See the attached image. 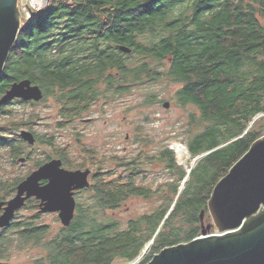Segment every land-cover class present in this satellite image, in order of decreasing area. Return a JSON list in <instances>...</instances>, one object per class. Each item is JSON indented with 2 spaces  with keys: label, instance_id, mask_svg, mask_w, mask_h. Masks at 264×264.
Returning <instances> with one entry per match:
<instances>
[{
  "label": "trees",
  "instance_id": "1",
  "mask_svg": "<svg viewBox=\"0 0 264 264\" xmlns=\"http://www.w3.org/2000/svg\"><path fill=\"white\" fill-rule=\"evenodd\" d=\"M30 15L0 75V98L13 83L30 79L70 121L101 98L167 78L180 86L176 104L195 108L181 142L192 158L208 154L188 172L167 145L157 155L126 161L125 173L112 171L108 180L95 175L83 189L86 202L77 198L69 227L53 232L38 214L17 215L0 231V260L29 247L42 251L33 264L133 262L153 240L146 264L164 248L200 236L202 211L204 223H212L207 206L215 186L264 136V0H49ZM121 45L132 52L119 51ZM14 101L2 106L0 118ZM14 129L0 122V157L6 150L14 164L32 161L25 148L33 146ZM137 138L146 147L151 142L143 130ZM44 140L38 137L56 147L53 138ZM60 157L76 168L67 150ZM145 159L167 163L177 178L158 190L162 203L152 213L124 226L109 212L132 196L155 193L139 183ZM44 162H35L34 170ZM27 175L0 178V202L11 199ZM37 204L32 198L23 210L35 211Z\"/></svg>",
  "mask_w": 264,
  "mask_h": 264
},
{
  "label": "rangeland",
  "instance_id": "2",
  "mask_svg": "<svg viewBox=\"0 0 264 264\" xmlns=\"http://www.w3.org/2000/svg\"><path fill=\"white\" fill-rule=\"evenodd\" d=\"M48 2L49 0H19L23 21L24 16L26 18L30 16L29 7L38 11L45 8ZM179 88L177 83L167 78L159 79L152 85L142 84L121 96L99 99L86 113L70 121L63 118L61 108L53 97H47L46 100L35 104H21L20 100L14 101L8 107L11 113L0 118L1 125L15 128V132L19 135L22 130L28 129L33 131L39 139H45L44 141L53 138L56 141V147L44 142H37L33 147H26L25 150L31 152L32 161L25 164L19 161L14 164L7 151L3 150L0 157V178L5 180L6 177L13 178L27 173L29 175L34 171L35 162L58 157L59 152L65 149L72 165L76 168L89 167L95 175L108 180L112 171L125 173L126 161L139 158L140 154L157 155L162 148L167 145L170 148L174 143L186 147L181 141L187 139L189 115L195 108L190 105L183 107L176 104L174 97ZM151 95H156L154 103L148 102ZM165 101L171 102L170 108L163 106ZM140 130L147 133L151 140L147 147L139 143L137 136ZM9 134L13 137L12 133ZM174 153L178 165L186 169L194 168L202 158H192L188 152V156L185 157L186 162L182 164L175 151ZM143 162L144 174L140 176L139 183L145 188H151L155 193L151 197L132 196L122 208L109 212L124 226L130 220L152 213L162 203L158 190L175 182L177 178L176 171L168 169V164L163 161L149 162L145 159ZM82 193L77 198L85 203L87 195ZM37 214L41 216L40 223L49 225L53 232H57L63 226L58 214H40L38 209L35 211L24 209L17 215L32 217ZM147 244L144 249L146 254L143 257L139 256V263L151 253V244ZM41 254V250L29 247L21 250L14 249L10 256L0 260V264H33V260ZM130 262L132 261H116L115 264Z\"/></svg>",
  "mask_w": 264,
  "mask_h": 264
},
{
  "label": "water",
  "instance_id": "3",
  "mask_svg": "<svg viewBox=\"0 0 264 264\" xmlns=\"http://www.w3.org/2000/svg\"><path fill=\"white\" fill-rule=\"evenodd\" d=\"M22 21L19 0H0V75L18 39ZM118 49L125 54L132 52L125 45ZM44 98L39 85L24 79L13 83L0 98V109L14 100L39 103ZM163 106L170 108L171 102L165 101ZM20 137L30 146L37 143L31 131L22 130ZM170 149L174 151L173 147ZM25 161V158L19 159L22 164ZM90 174V169H66L61 159L41 165L17 185L13 198L0 202V209L4 207L0 229L8 227L32 198L39 202L40 214L58 213L63 227H69L76 214L75 192L91 186ZM187 180L188 177L180 191ZM207 208L212 223L205 227V211H202L200 236L164 248L146 264H264V136L217 183ZM213 228L216 231L211 233ZM152 243L153 240L149 244Z\"/></svg>",
  "mask_w": 264,
  "mask_h": 264
},
{
  "label": "flooded vegetation",
  "instance_id": "4",
  "mask_svg": "<svg viewBox=\"0 0 264 264\" xmlns=\"http://www.w3.org/2000/svg\"><path fill=\"white\" fill-rule=\"evenodd\" d=\"M25 103H35V102H25ZM77 119V118H76ZM25 130H28V129H25ZM28 131H31V130H28ZM31 132H33V131H31ZM34 133V132H33ZM35 134V133H34ZM35 136H36V138H37V142H38V136L35 134ZM37 144V143H36ZM35 144V145H36ZM61 154H62V151H60L59 152V154H58V157H54V158H51V159H49V160H47V161H45L43 164H45V163H47V162H49V161H51V160H53V159H61L62 160V157H60L61 156ZM63 161V160H62ZM25 163H26V161H25ZM24 163V164H25ZM42 164V165H43ZM63 167H65L66 169H69V168H67L66 166H65V164H64V162H63ZM38 169V168H37ZM86 170V169H90L91 170V174H90V176H89V181H90V183L92 184V180H93V178H94V176H95V173H93V170L91 169V168H76V169H70V170ZM36 170V169H35ZM33 172V171H32ZM31 172V173H32ZM30 173V174H31ZM29 174V175H30ZM43 184H46V182H43ZM16 192H17V189H16ZM83 192V190H78V191H76L75 192V198H76V200H77V197L79 196V194H81ZM15 195H16V193H15ZM14 195V196H15ZM13 198V197H12ZM10 200V199H9ZM8 201V200H7ZM2 202V201H1ZM37 205H39V202H38V204ZM23 210V209H22ZM38 211H39V207H38ZM3 212H4V207H2L1 209H0V216L3 214ZM21 212V210L20 211H18L17 212V214H19ZM17 214H16V216H17ZM52 214H58V213H52ZM9 227V226H8ZM8 227H6V228H8ZM6 228H2V229H0V231H3L4 229H6Z\"/></svg>",
  "mask_w": 264,
  "mask_h": 264
},
{
  "label": "bare ground",
  "instance_id": "5",
  "mask_svg": "<svg viewBox=\"0 0 264 264\" xmlns=\"http://www.w3.org/2000/svg\"><path fill=\"white\" fill-rule=\"evenodd\" d=\"M34 5H35V2H34ZM172 147H173L174 151L176 152L178 160L182 164H184L186 162L185 157L188 156V150L182 144H179V143H174ZM144 252H146V250H144Z\"/></svg>",
  "mask_w": 264,
  "mask_h": 264
},
{
  "label": "built area",
  "instance_id": "6",
  "mask_svg": "<svg viewBox=\"0 0 264 264\" xmlns=\"http://www.w3.org/2000/svg\"><path fill=\"white\" fill-rule=\"evenodd\" d=\"M30 9H31V11H32V8L31 7H29V11H30ZM30 13V12H29ZM31 17V15L27 18V20L29 19ZM137 263H139V259L137 260L136 259V261L134 262H130V264H137ZM139 264H141V263H139Z\"/></svg>",
  "mask_w": 264,
  "mask_h": 264
}]
</instances>
